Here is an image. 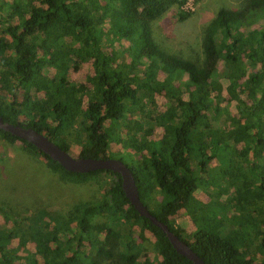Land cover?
Instances as JSON below:
<instances>
[{
    "label": "trees",
    "instance_id": "1",
    "mask_svg": "<svg viewBox=\"0 0 264 264\" xmlns=\"http://www.w3.org/2000/svg\"><path fill=\"white\" fill-rule=\"evenodd\" d=\"M182 3L0 0V116L43 133L71 156L123 161L149 212L206 264H264V23L252 27L264 15V0H216L199 43L171 50L154 23ZM188 15L177 12L180 21ZM107 41L116 43L114 52L103 51ZM218 60L242 63L241 76L248 68L244 84L229 69L218 70ZM83 63L92 74L71 82L68 70ZM163 67L169 73L161 78ZM221 76L235 90L238 115L213 127ZM155 94L163 96L162 110ZM156 127L163 134L151 142ZM0 138L65 186H98L90 200L47 214L25 205L26 194L16 205L1 200L8 221L0 224V264H151L149 250L158 264H193L133 209L119 174L68 171L25 140L2 130ZM214 180L229 194L222 204ZM252 189L259 194L242 201ZM180 210L192 231L175 225ZM210 221H218L216 229H208ZM135 226L150 228L154 240L136 236Z\"/></svg>",
    "mask_w": 264,
    "mask_h": 264
},
{
    "label": "rangeland",
    "instance_id": "2",
    "mask_svg": "<svg viewBox=\"0 0 264 264\" xmlns=\"http://www.w3.org/2000/svg\"><path fill=\"white\" fill-rule=\"evenodd\" d=\"M216 6V0H183L181 7L176 9V6H173L155 20V33L162 39L164 45H169L171 50L178 49L185 45L198 44L201 38L202 27L213 17ZM179 10L183 13L188 12V17L180 21L177 16ZM257 23H259V25L264 23V15L258 16L256 23H254L252 27L256 28L258 26ZM119 43L128 46L130 41L127 38H122ZM114 47H116L115 42L110 45L107 41L105 42L103 51L105 53L114 52ZM241 66L242 63H235L231 66L229 61H227L226 64L223 60H218L217 62L218 70L229 69L230 73L236 77L237 83L243 85L246 76L249 74V69L247 68L246 70L248 71L246 74L241 76L238 70ZM160 69L158 74L161 78H163L164 74L169 73L165 67ZM67 74L71 82L85 83L86 78L92 74V70L88 63H83L76 70L69 69ZM218 83L219 90H217V94L220 99L219 110L216 113V120L214 121L213 127H223L227 116L237 117L238 115L235 107L237 101L235 90L230 86L224 76L218 79ZM95 87L100 88L101 85L96 83ZM153 98L158 109L162 110L163 96L161 94H155ZM162 134V128L156 127L154 136L150 137L149 140L152 142V139H158ZM110 146L113 152H117L120 149V145L115 140L111 142ZM77 148L78 146L73 144L71 146L72 152L76 153ZM1 155H4L10 160L7 163L6 169L0 167V201L5 200V202L16 205L17 201L23 199L22 196L26 194V198H24V201L26 200V203H24L25 205L29 203L28 206L37 207L40 213L47 214V211L52 209L64 211L77 202L90 200L98 191V186L93 182H87L77 186H65L47 169L42 168L38 162L22 156L16 145L5 144L0 138V156ZM217 160V156L212 157L209 161V165L215 166L218 163ZM2 165L3 164L0 166ZM212 183L216 188L218 187V189L223 190L218 199L221 204L224 203L229 197L228 192L225 191V187L220 185L216 180L212 181ZM258 194L259 190L252 189L247 194L242 195L241 200L244 201ZM198 198L203 202L208 200V196L203 192H199ZM7 221L1 211L0 224H4ZM175 225L187 231H192L194 229V226L190 224L187 217L182 214V210L179 211V215L175 219ZM217 226L218 221H210L207 225L210 230L216 229ZM133 232L136 236L142 235L149 242L154 240L152 230L146 226H135ZM20 242L21 239L16 236L11 241L10 247L15 250ZM146 258L151 264H158L159 258L156 257L151 250L147 251ZM75 263H78V261ZM253 264H259V262L256 261Z\"/></svg>",
    "mask_w": 264,
    "mask_h": 264
},
{
    "label": "water",
    "instance_id": "3",
    "mask_svg": "<svg viewBox=\"0 0 264 264\" xmlns=\"http://www.w3.org/2000/svg\"><path fill=\"white\" fill-rule=\"evenodd\" d=\"M0 130L25 140L34 145L39 151L46 154L52 160L58 162L65 170L73 172H88L93 170H110L119 174L121 189L124 196L139 215L147 218L152 225L157 227L167 238L175 251L193 264H206L189 245L169 230L167 225L152 215L141 202L135 184L134 176L127 165L117 158H91L71 156L60 148L54 141L43 133L31 127H24L4 121L0 116Z\"/></svg>",
    "mask_w": 264,
    "mask_h": 264
}]
</instances>
